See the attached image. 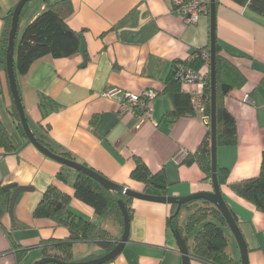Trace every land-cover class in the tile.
Returning <instances> with one entry per match:
<instances>
[{"label":"crops","instance_id":"obj_1","mask_svg":"<svg viewBox=\"0 0 264 264\" xmlns=\"http://www.w3.org/2000/svg\"><path fill=\"white\" fill-rule=\"evenodd\" d=\"M44 1L28 2L19 15L18 36L44 10ZM70 1L73 13L67 25L80 33V52L65 59L40 58L26 76L18 79L31 131L44 134L47 129L53 143L70 153L77 163L130 190L144 193L143 185L130 179L137 157L152 174L164 175L166 196L181 198L213 192L212 183L204 180L198 166L173 161L179 150L192 154L200 145L207 132L200 114L194 112L193 116L176 119L165 116L174 110L170 93L179 89L187 95L178 83L171 82L176 63L186 65L196 51L210 50L209 12L201 14L195 24L187 25L171 0ZM19 2L0 0V42L5 19ZM216 2V41L221 54L245 79L224 99L225 108L236 122L237 143L218 146L216 150L217 167L229 171L221 194L246 242L248 264H264V214L230 189L258 175L264 152V15L233 0ZM209 67L203 64L195 71L209 72ZM111 87L135 94L153 90L156 97L151 103L152 118L122 111L119 102L104 96ZM40 95L53 99L59 109L42 116L38 108ZM12 101L7 74L0 62V121L15 149L12 154L0 155V186L31 189L18 196L12 219L9 215L2 219L5 229L0 225V264H17L6 235L11 226H15V240L27 251L21 264L40 259L42 241L68 237L65 228L32 216L50 185L70 197V210L76 217L88 219L120 239L122 231L117 225L97 218L90 206L74 197L69 186L56 180L62 166L41 154L17 131L10 114ZM131 208L128 242L122 253L107 264H182L176 240L167 228L170 205L133 199ZM187 213L181 212V225ZM226 235L227 253L241 264L231 232ZM186 245H192L188 238ZM104 254L94 243L73 248L74 262Z\"/></svg>","mask_w":264,"mask_h":264},{"label":"trees","instance_id":"obj_2","mask_svg":"<svg viewBox=\"0 0 264 264\" xmlns=\"http://www.w3.org/2000/svg\"><path fill=\"white\" fill-rule=\"evenodd\" d=\"M233 1L248 7L257 14L264 15V0ZM44 2V10L25 27L20 36L17 35V28L14 48V74L17 83L19 78L28 74L32 64L40 58L50 56L53 59H65L71 58L80 52V33L70 29L67 25V19L73 13L71 1L59 0L55 3H50L48 0H45ZM27 4L28 3L23 6L19 15L26 9ZM5 21L0 42V62L4 70L11 16L9 15ZM202 52H209V50L196 51L192 55H195L196 58L192 59L190 63H188V66L195 70L203 65ZM215 70L216 144L217 147L234 146L237 143L236 122L225 108L224 99L230 90L242 85L245 79L237 67L221 54V49L216 41V37ZM174 75L175 69L172 70L170 79L173 84H177ZM203 94L205 115L210 119V78H208ZM170 97L174 105V110L167 113L165 115L166 118L176 119L182 116L194 115L188 95L181 93L178 89L170 93ZM38 108L42 116L45 117L48 113L57 111L59 106L50 97L40 95ZM10 114L15 122L17 131L25 137L13 101ZM43 131L44 134L33 132L40 145L51 153L75 161L70 153L53 143L47 135V129ZM210 138L211 131L209 125L207 126V132L197 150L192 154H188L182 163L186 166H191L193 164L198 166L200 171L204 174V180L209 182H211L212 176ZM14 152L15 149L10 141L8 133L0 121V155L4 156ZM134 163L135 167L130 173V179L142 184L145 194L156 196L166 195L168 184L164 175L162 173L152 174L140 158L136 157ZM228 175V170L216 168V181L220 192L222 186L227 184ZM56 180L63 185L69 186L74 192V197L90 206L97 218L111 220L121 231L123 227V218L117 203L118 200H121L124 204L129 220L133 217V210L131 208L133 198L107 191L91 177L81 172H76L62 166V170L56 175ZM230 189L236 196L249 202L258 212L264 214V152L262 153L258 175L254 178L244 180L239 184L232 185ZM11 195V190L5 189V186H0V225L2 228H4L2 219L9 215ZM192 205L196 206L191 208ZM170 207L171 210L167 219V228L171 233L179 232L186 244L187 236L194 233L196 229L199 228L192 238L191 247L187 246L190 255V264H239L238 261L231 258L227 253L228 237L226 232L229 231L227 223L221 212L209 201L193 200L182 205L178 212L176 211L177 206L170 205ZM184 210H187L188 213L184 224L181 225L180 214ZM231 214L234 217L232 212ZM32 216L34 219L51 220L57 226L65 228L69 233L68 237L63 240L48 239L42 241L40 245V259L52 258L61 263L69 264L74 262L73 248L77 244L94 243L101 247L105 253H108L114 249L119 240V238L114 237L107 230L99 228L92 221L76 217L70 210V197L53 185L47 187L43 192ZM14 230L15 226H11V229L6 231V235L10 241L11 249L14 251L16 263L21 264L26 258L27 251L15 240L13 235ZM93 259L95 258L89 260Z\"/></svg>","mask_w":264,"mask_h":264},{"label":"water","instance_id":"obj_3","mask_svg":"<svg viewBox=\"0 0 264 264\" xmlns=\"http://www.w3.org/2000/svg\"><path fill=\"white\" fill-rule=\"evenodd\" d=\"M31 0H20V2L15 7L14 11L11 15V26L8 33V40H7V48L5 54V71L7 74L8 84L10 94L13 100L14 107L18 113L19 120L21 127L23 129L24 135L26 139L44 156L47 158L55 161L56 163L60 164L61 166L70 168L76 172H81L93 180H95L99 185H101L105 190L116 193L118 195L128 196L136 200L152 202V203H159V204H167V205H175L177 206L176 211L178 212L180 207L188 202L193 200H205L209 201L213 206H215L223 215L228 229L231 232L238 248L240 251V262L241 264H248V250L247 245L244 240V237L232 216L228 205L226 204L225 200L222 197V194L219 190L217 181H216V70H215V8H216V0H210V9H209V16H210V67H209V77H210V105H211V118H210V131H211V138H210V153H211V183L213 187V192L211 193H197L187 197H169V196H156V195H149L143 192H137L128 189L122 185L116 184L104 176L98 174L97 172L79 164L75 161L66 159L54 153H51L46 148H44L38 141L36 140L34 133L31 131L24 112V107L20 98L17 80L14 74V48L16 42V33L18 28V19L20 11L22 10L23 6ZM85 63L82 65L84 66ZM5 189L13 190L10 202H9V217L12 219L13 217V208L18 196L26 191L31 190L29 187H15L14 185L5 186ZM119 209L122 214L123 218V227H122V235L120 239L117 241L116 246L110 252L104 254L101 257L95 258L93 260H88L84 262H72L69 264H106L110 261L114 260L118 257L125 245L128 242L129 232H130V220L128 217V213L124 204L121 200L117 201ZM176 244L178 247V251L182 258V264H190V255L187 248V245L180 235L179 232L172 233ZM46 263H58V264H67L61 263L52 258H42L38 261H35L33 264H46Z\"/></svg>","mask_w":264,"mask_h":264},{"label":"built area","instance_id":"obj_4","mask_svg":"<svg viewBox=\"0 0 264 264\" xmlns=\"http://www.w3.org/2000/svg\"><path fill=\"white\" fill-rule=\"evenodd\" d=\"M171 3L177 13H179L187 25L195 24L201 14L208 13L210 9V0H171ZM203 63L208 67L210 65V53L202 52ZM196 58L195 55L190 58ZM175 80L186 91L189 97L190 106L193 112L199 113L203 123L210 125V119L205 115L204 108V88L208 81L209 72H198L184 63L175 65ZM104 96L116 100L120 103L122 111L143 114L146 119L152 118V101L156 97L153 90H145L139 94L122 92L120 89L111 87L104 92ZM248 101V96L245 97ZM184 150H179L173 157L174 163L180 165L187 157Z\"/></svg>","mask_w":264,"mask_h":264},{"label":"rangeland","instance_id":"obj_5","mask_svg":"<svg viewBox=\"0 0 264 264\" xmlns=\"http://www.w3.org/2000/svg\"><path fill=\"white\" fill-rule=\"evenodd\" d=\"M182 212H183V213H185V212L187 213V210H184V211H182ZM198 229H199V228H197L196 231H197ZM196 231H195V232H196ZM195 232L187 236L190 245H191L192 238H193Z\"/></svg>","mask_w":264,"mask_h":264}]
</instances>
